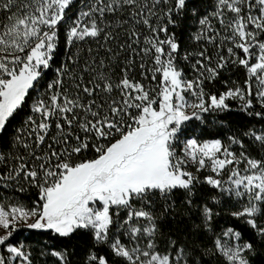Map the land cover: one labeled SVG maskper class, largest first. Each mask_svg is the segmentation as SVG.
Segmentation results:
<instances>
[{
    "label": "snow or ice",
    "instance_id": "snow-or-ice-1",
    "mask_svg": "<svg viewBox=\"0 0 264 264\" xmlns=\"http://www.w3.org/2000/svg\"><path fill=\"white\" fill-rule=\"evenodd\" d=\"M0 264H264V0H0Z\"/></svg>",
    "mask_w": 264,
    "mask_h": 264
}]
</instances>
